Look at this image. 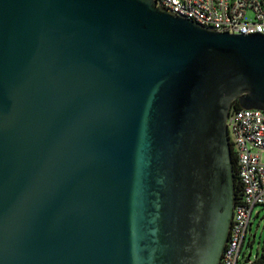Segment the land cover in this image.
<instances>
[{"label": "water", "instance_id": "95a60500", "mask_svg": "<svg viewBox=\"0 0 264 264\" xmlns=\"http://www.w3.org/2000/svg\"><path fill=\"white\" fill-rule=\"evenodd\" d=\"M234 100L264 110L262 33L0 0V264H219Z\"/></svg>", "mask_w": 264, "mask_h": 264}, {"label": "built area", "instance_id": "2783aa9c", "mask_svg": "<svg viewBox=\"0 0 264 264\" xmlns=\"http://www.w3.org/2000/svg\"><path fill=\"white\" fill-rule=\"evenodd\" d=\"M154 1L168 12L216 32L264 34V0ZM226 130L240 190L219 264H237L253 209L264 206V110L231 109Z\"/></svg>", "mask_w": 264, "mask_h": 264}, {"label": "rangeland", "instance_id": "374dc122", "mask_svg": "<svg viewBox=\"0 0 264 264\" xmlns=\"http://www.w3.org/2000/svg\"><path fill=\"white\" fill-rule=\"evenodd\" d=\"M262 159L264 161V156ZM250 234L253 238L247 236L244 239L237 264H253L258 255H264V206L262 205H257L253 209ZM248 254H250L249 259L246 260Z\"/></svg>", "mask_w": 264, "mask_h": 264}, {"label": "trees", "instance_id": "16d2710c", "mask_svg": "<svg viewBox=\"0 0 264 264\" xmlns=\"http://www.w3.org/2000/svg\"><path fill=\"white\" fill-rule=\"evenodd\" d=\"M239 108H240V105H239L238 100H234L232 102V104H231V109H239ZM231 161H232V169H233V175H234V194H235V199H236L238 197V195H239L240 186H239V182H238V178H237V173H236V169H235V164H234V159H233L232 153H231ZM253 264H264V255H262V254L258 255L254 259Z\"/></svg>", "mask_w": 264, "mask_h": 264}, {"label": "crops", "instance_id": "0c3cea01", "mask_svg": "<svg viewBox=\"0 0 264 264\" xmlns=\"http://www.w3.org/2000/svg\"><path fill=\"white\" fill-rule=\"evenodd\" d=\"M247 236L253 238V236H251V234H250V225L248 226V229H247V232H246L245 238H246ZM241 248H242V246H241ZM240 252H241V251H240ZM248 256H249V254H248ZM248 256H247L246 260L249 259Z\"/></svg>", "mask_w": 264, "mask_h": 264}]
</instances>
